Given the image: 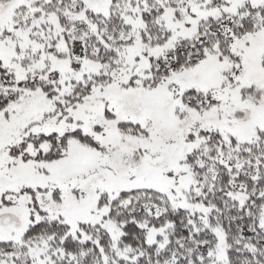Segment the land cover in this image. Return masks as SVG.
Segmentation results:
<instances>
[{"label": "snow or ice", "instance_id": "obj_1", "mask_svg": "<svg viewBox=\"0 0 264 264\" xmlns=\"http://www.w3.org/2000/svg\"><path fill=\"white\" fill-rule=\"evenodd\" d=\"M0 264H264V0H0Z\"/></svg>", "mask_w": 264, "mask_h": 264}]
</instances>
